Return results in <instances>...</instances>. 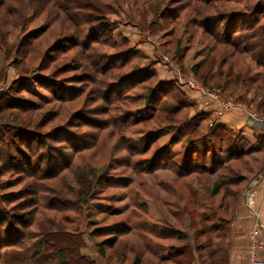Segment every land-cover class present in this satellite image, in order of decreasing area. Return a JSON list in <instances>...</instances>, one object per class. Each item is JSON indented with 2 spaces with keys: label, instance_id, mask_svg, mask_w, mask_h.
I'll use <instances>...</instances> for the list:
<instances>
[{
  "label": "rangeland",
  "instance_id": "374dc122",
  "mask_svg": "<svg viewBox=\"0 0 264 264\" xmlns=\"http://www.w3.org/2000/svg\"><path fill=\"white\" fill-rule=\"evenodd\" d=\"M2 1L0 0V13L19 10L17 16L12 14L8 17L15 19L17 23L22 21L24 25L12 28L9 32L0 27V31L3 32V38L0 36V128L12 124L11 133L14 131L21 134L20 127L18 132L17 126L13 125H23L28 128L26 132L31 131L28 132V134L32 133L31 138L23 139L21 150H25L26 155H29V151L33 153L32 160L29 162L28 159L26 160L28 156H23L19 158L21 162L28 161L33 167L39 163L38 157L41 156L40 159H43L41 165L45 164L47 167L50 157L57 160L51 164L52 167L48 168V173L44 174L43 178L37 179L31 177L35 172H31L33 170L31 167L29 173L24 174L23 171L16 170L12 160L5 161L16 171L10 167L12 172H2L0 175V214L7 210L16 215L24 209H26L24 211L32 209L35 203L31 194L22 198H19L21 195H17L22 189L31 188L27 183H32L36 189L43 190L42 194H39L42 197L40 210L35 211L38 225L32 228L29 226L28 230L32 233L36 228L39 229L38 226L43 225L50 230L53 229L52 235L56 234L57 239L62 236L63 240L71 245L77 240L75 236L79 233L78 238L83 245L81 253L95 264H132L136 257L139 258V264H179L178 261L159 263L147 251L146 245L154 248L161 246L165 249L167 245L177 246L182 242L152 239L148 236L147 241H142V238L141 240L136 235L130 234L118 237L112 246L104 245L103 257L99 256L93 240L95 243L102 242L112 237V234H101L99 231L91 238L90 232L94 233L100 228L126 221L132 212L135 213L132 222H144L149 228L154 227L159 234L166 233L177 237L176 233H182L181 236H186L187 243L197 246L206 245L208 242L206 252L215 250L219 245L216 236L195 234V229L198 231L201 229L200 223L196 220L200 210L193 204L192 195L195 196L197 192L206 194L200 199L201 202L204 200L205 205L213 210L218 209L219 214L222 215L232 210V219L238 206L244 203L242 199L246 192L243 189L244 185L255 181L256 174L264 165V157L254 154L230 163L228 167L216 171L215 174L201 173L185 177L181 164L182 154L195 157L196 167L202 169L205 163L216 159L214 156L217 153L224 151L225 144L212 143L215 147L213 150L215 155L213 153L206 155V147H203L198 139L188 150H184L187 146L185 138L184 140L182 138L185 129L180 132L165 126L179 124L186 118L204 115L206 118L201 121L200 127L205 131L212 125L216 115L223 116L227 113H219L214 104H203L200 96L185 85H180L178 79L190 80L202 86L205 82L208 86L205 88L217 91L226 101L235 104L233 110L245 109L248 115H256L263 120L264 114L256 110L262 92H257V84L254 81L247 86L232 85L227 91L229 97L217 88H210L220 85L219 73L225 78L228 72L233 75L242 72L251 76L261 68L255 66L248 55L215 41L212 35L205 33L198 25H189L184 16L186 10L184 6L190 0H89L97 6L98 11L93 13L99 15L101 20L82 26L78 34L69 23L67 16L57 6L60 3L64 8L66 0H56L57 5L54 3L55 0L11 2L5 0L6 3L1 6ZM254 1L264 2V0ZM192 4L194 3L190 2V5ZM243 7L244 2L239 0L238 3L224 5L218 11L238 10ZM180 9L178 14L181 17L178 16V21L161 16L165 10L168 11L166 13H170ZM71 14L83 17L82 12L79 11H71ZM204 22L207 27L221 33L219 31L221 24L218 26L216 20H204ZM98 23L104 25V31L99 32ZM83 27L85 32L82 35ZM90 33L91 40L86 38ZM29 37L31 44H25L20 48L23 42L29 41ZM234 38L238 39L236 36ZM85 39L92 43L91 50L87 54L78 43V41L84 43ZM6 51L9 53L7 54ZM206 54L209 56L208 62L200 70V76H194L192 66ZM94 62L103 65L121 64L112 68L105 76H100L91 68ZM155 68L172 73V79L166 81H173L176 84L177 91L183 93L185 99L189 101V106L181 109L175 120L173 118L169 120L164 112L158 109L151 120L139 123L134 117L143 116L141 111L145 104V101L140 99L142 97L140 94L143 95L147 86L154 85L158 81ZM210 68L213 72L217 70L218 73H214L211 79L205 80L203 74L210 71ZM245 68L249 70L246 71ZM133 71L136 73L132 77L127 78L122 84L118 83L121 75ZM151 73L152 78L140 83V79L146 78ZM90 75L100 79V83L115 84L110 88V97L105 98L107 101L101 100L102 96L99 97L98 93L95 96L91 91L92 87H98L97 90L103 88H99L98 84L91 85L88 81ZM223 80L221 78V81ZM15 86L18 87L16 90H19L13 92L12 88ZM175 94L177 100H180L179 93L175 92ZM193 94L195 98L192 99ZM12 95L25 107L35 106L32 107L34 111L5 109L4 106ZM169 95L170 98L172 94ZM239 96L246 97V106L239 103ZM136 99L138 101H135ZM160 101L158 105L165 102L170 104L166 99L163 100L164 102ZM99 108L101 110L110 108L111 117L124 116L118 124L120 128L116 127L114 118H111V123L115 125L111 132L110 129L97 131L95 127L88 126L93 123L99 125L96 121L99 117ZM203 110H208L209 113ZM49 114L51 119L48 123L41 124L42 118ZM127 115L134 116L132 118ZM57 128H61V131L56 132ZM2 131L0 129V133ZM99 131H103V136L98 135ZM202 131L200 134L205 133ZM49 133L55 137L59 135L58 141L49 138L47 140L45 134ZM38 134L39 138L36 139L35 135ZM142 134L145 137L141 136ZM173 135L179 141L171 156L169 152L160 154L161 147L166 145ZM5 141L0 142V161L4 160L2 157L7 154L16 152L15 145L10 146ZM255 145L253 140H247L242 136L237 142L238 149L242 151L249 150ZM9 146L12 150L8 152ZM76 148L78 149L73 151ZM64 159L65 162L69 161L66 168L63 167ZM147 159H152V165L156 168L150 171L141 170L139 163ZM28 165L21 169L28 170ZM161 165L165 166L160 167ZM233 177L239 181L236 185L229 180ZM89 181H93L91 186L94 188L92 190L94 195L86 207L79 208L73 206L71 202L69 204L66 199L60 200L59 194L69 197V192H73L72 188L77 189L79 182L85 185ZM95 181L104 182L96 184ZM219 182L222 183L219 184L220 192L212 196L211 189ZM234 191L237 193L235 201L231 195ZM17 198L18 200H15ZM24 202L27 203L26 208L22 206ZM21 207L24 209H19ZM143 212H147L149 219ZM253 216L256 217V214L254 213ZM253 233H256V230ZM256 245L261 248L257 242ZM70 252L73 251H68V254ZM201 252L202 259L195 252L198 264L208 262L206 252ZM226 252L228 251L225 250V256H227ZM216 257L220 259L217 261L222 263L227 259L222 253H217Z\"/></svg>",
  "mask_w": 264,
  "mask_h": 264
},
{
  "label": "trees",
  "instance_id": "16d2710c",
  "mask_svg": "<svg viewBox=\"0 0 264 264\" xmlns=\"http://www.w3.org/2000/svg\"><path fill=\"white\" fill-rule=\"evenodd\" d=\"M9 1L11 2L14 0H9ZM190 2L194 4L190 5ZM238 2L239 0H190L189 3H186V5L184 6L185 7L184 9L187 10V11L185 10L184 16L185 19H187L189 25L191 24L196 26L198 25L199 27H201V29H203L205 33H207L208 35H212L215 41L234 47L239 53L244 54L246 56L248 55L251 61L254 63V65L257 66L258 68H261V70L257 71L255 75H251V76L242 72H237L234 75L231 74V72H228L225 78V76H222L221 73H219L218 77L220 81L218 84L220 85H217L215 87L210 86V88H217L221 90V93L223 94L226 93L227 95V91L231 89L232 85L240 84L241 86L242 85L247 86L249 85V83H251V81H254L257 84L256 87L257 92L260 91L262 92L261 98H259L260 100L257 101L258 103L256 110L260 114H264V2L255 3L254 0H241V2H244V7L242 9L225 11V12L218 11L228 3H238ZM5 3L6 1L3 0L1 6L4 5ZM54 3L57 5L56 0ZM57 6L63 11V14L67 16L69 23L73 25L75 32L77 34L80 32V28L82 26L87 25L90 22H96L97 20H101V17L99 15L96 16L93 13L98 11L97 6L92 4V2L89 0H66L64 8H62V4L60 3ZM18 11L19 10L17 11L12 10L9 12L5 11L3 14L0 13V27L5 28L6 30H8V32L11 31L12 28L22 27L24 25L22 21L17 23L15 19H10L8 17V16H12V14L13 15L18 14L19 13ZM71 11L82 12L83 17L81 18L78 17V15L76 14H71ZM180 11L181 9L175 12L166 13L168 11L165 10L163 11V14L161 16L163 18H168V19L172 18L178 21V16H180L178 12ZM68 14L70 17H68ZM90 14L93 15L91 16ZM205 16L209 17L210 19H207ZM197 18L200 19L197 20ZM204 20H216L218 26L221 24L220 27L221 30H219L221 31V33H218L211 27H207L206 22H204ZM101 24L102 23L100 24L98 23V29L100 30L99 32L105 30L104 25ZM84 32H85V27H83L82 29V35L84 34ZM7 34L9 35V33ZM0 36H2L3 38V32L1 31H0ZM91 36L92 35L90 33L86 38H89V40H91ZM234 36H236V38L238 39L236 40ZM30 37H29V41L23 42L20 48H23L25 44H31ZM84 41H85L84 43L82 41H78V43L79 45L80 44L82 45L85 54H87V52L91 50L92 43H90L91 41H86V39ZM203 50L206 51L205 49ZM6 53L8 54L9 52L6 51ZM203 53L204 52H202V54ZM207 54L205 55V57H203L200 61H198L192 66L194 76L197 77L198 75L200 76V70L203 69L204 65H206V63L209 60L208 58L209 56ZM119 64L108 63L103 65L94 62L91 64V68L92 70H94V72L97 75L105 76L108 71H110L112 68L117 67ZM245 69L246 71L249 70V68H245ZM135 73L136 71H133L131 73L121 75L119 77L120 81H118V83L122 84L125 80H127V78L132 77ZM214 73H218V71L215 70L213 72L212 68H210V71L208 70L203 74V78L205 80L207 79L209 80V78L211 79ZM150 75H147L146 78L143 77L142 79H140L139 80L141 81L140 83H143V81L152 78L153 74L151 76ZM221 78H223L224 80L221 81ZM88 81L90 82L91 85L98 84L99 88H103V89H99L100 90L99 91L96 89L98 87L95 88L92 87L91 91L95 94V96H97V93L99 94V97L102 96L100 97L101 100L107 101V99L105 98L110 97L109 95V93L111 94L110 88L114 87L115 84L113 85V83H110V81L109 83L111 85L100 83L99 82L100 79L94 78V76L91 75L89 76ZM202 84L204 85V87H208L205 85L206 84L205 82H203ZM16 88L18 87L15 86L14 88H12V91L16 92L19 90V89L16 90ZM145 89L146 91L143 93V95L140 94V96L142 97L138 96L140 97V99H143L145 101L144 107L142 108L141 111L143 116L134 117L136 120H138L137 122L139 123H143V122H147L148 120H151L153 118L154 113L158 109L160 111H163L169 120H171L172 118L175 120L176 119L175 117L182 111L181 109L185 108L186 106H189V101L185 99L183 93L177 91L176 84L173 81L158 80L154 85H149ZM174 91L179 93L180 100H177L178 97ZM169 94H172L170 98H169L170 96ZM99 97H94V98L99 99ZM245 98L246 97L240 98L239 96V99L238 98L237 99L238 101H240L239 103L246 106ZM164 99H166V101H169L170 104L165 102V104L161 103V105H158V103L161 102L160 100L163 101ZM135 101H138V99H136ZM108 102H110V99H108ZM249 102L251 101L249 100ZM162 105H163L162 107L163 110L161 109ZM32 107L35 106L25 107L21 105V103L18 102V99L13 97V95L10 97V101H8L4 106L5 109H13L22 112L31 111ZM110 111H111L110 108L104 110H101V108H99L98 110L99 117L98 119H96L97 124L99 125H94L93 123L88 126H91L93 128L95 127L97 131L104 130V128L110 129L109 131L111 132L115 127V125L111 123L112 120L111 118L115 119L117 123L116 127H118L119 122L124 119V116L116 117V118L111 117ZM49 116L50 114L45 118H42V120L40 121L41 124L48 123V121L51 119V117ZM127 116L133 118L134 115H127ZM205 118L206 117L204 115H201L196 118L193 117L186 118L184 119V121L180 122L179 124L165 126V128H174V130L180 132L183 129L185 130L187 129L186 131L183 130V135H182L183 140L185 138L187 143V146L184 147V150L185 149L188 150V148H190V146L193 145V142L198 139V142L203 147H206L205 148L206 155L210 153H213V155H215V151H213L215 147L214 145H212V143L215 145L225 144L224 151L219 152L214 156L216 158L215 160L218 161L213 160L210 163H205L202 169L196 167L195 157L193 156L188 157L186 153L182 154L181 164H182L183 172L185 173L184 175L185 177L191 174H201V173L215 174L216 171L228 167L230 163H235L237 161L243 160L244 158L251 157V155L254 154L255 155L260 154L263 155L264 157V133H262L259 136H255L252 139L256 144L254 147H252L249 150L242 151L239 150L237 147V142L238 140H240V136H241V134H239L238 131L236 132L233 129L221 125H217V126L211 125L208 126L205 131H202L200 125H201V121H203ZM11 126L12 124H9L8 126L0 128L3 130L2 133H0L1 135L0 142L6 140L5 142L6 143L8 142L10 146L15 145L16 152L9 153L6 156L2 157V159L4 160L0 161V175L2 174V172L11 171L10 167L12 166H10L9 163L6 164L5 161L10 162L12 160L13 166L16 168L17 171L20 170L23 171L24 174H27L30 171L29 169L32 168L33 170H31V172L33 171L35 172L33 175H31V177H33L34 179L43 178L44 174L48 173L47 172L48 168L52 167L51 164L55 163L57 159L50 157L49 158L50 163L46 167L45 164L43 166L41 165L43 159H40L41 158L40 156L38 157L39 163L31 167L30 166L31 164L29 162L32 160L31 157L33 156L32 155L33 153H30L29 151L28 152L29 155H26V152H24L25 150L23 151L21 149H22V144H24L23 139L25 137L31 138L32 133L28 134V132L31 131L29 130L28 132H26L28 128L23 125H19V126L13 125V126H17V130L20 127L19 130L22 132L21 134H24V136H21L19 130H18L19 132L18 134L14 133V131H12L11 133L10 130H13V127ZM38 129L40 128L38 127ZM57 131L60 132L61 128H57L56 132ZM200 131L205 133L200 134L201 133ZM102 132L103 131H101L100 134L98 135L103 136ZM39 134L35 135L36 139L39 138ZM49 135L50 133L45 134L47 140L49 138L52 141H58L57 139L59 138V135L57 137H55L54 135H50V137H48ZM141 136L145 137L144 134H142ZM42 137H44V135H42ZM183 140H181V143L183 142ZM27 141L31 142V140H27ZM178 141L179 140L176 139L173 135L168 140L166 145L161 147V150L159 151L160 154L162 153L168 154L169 152L170 154L169 156H171L173 149L175 148V145L178 143ZM10 146L8 152L12 150ZM43 146L45 148H48L46 147V144H43ZM43 146L40 147L43 148ZM77 149L78 148L73 149V151H76ZM23 156L25 157L28 156L26 160L28 159L29 162L28 161L21 162L19 158H23ZM152 161H153L152 159H147L143 163H139V165H141L140 169L143 171L153 170L156 167L152 165ZM68 163L69 161L67 160L65 162L64 159L63 167L66 168ZM25 165L29 166L28 170L21 169L24 168L23 166ZM163 166L165 165H161L160 167ZM236 179H237L236 177H233L229 180L236 185L239 182ZM95 182L96 184H103L104 181H95ZM92 183L93 181H89L85 185H83L81 182H79V187L77 189L71 187L73 191L71 193L73 194L69 192V197L59 194L60 200L66 199L67 201H69V204L71 202L73 206H79V208L82 206L86 207L89 201L91 200V197L94 195L92 194V190H94V188H92L91 186ZM219 184L222 183L219 182L213 185V188L211 189L212 196H215L216 194H218V192H220L219 190L221 187ZM27 185L31 186V188H28V190L30 191H28L27 189H22L17 195H21V197L19 198H22L27 194H31V198H33L35 203L33 205L34 206L33 208H35V210H33L32 208L27 211H24L26 210L24 208H26L27 206L26 205L27 203L24 202V204L22 205L24 208L23 207L19 208L21 210L24 209L22 212L14 215L6 210L0 214V264H95L94 261L89 260L84 254L81 253L82 252L81 250L83 249L82 247L83 245L81 243V240L78 238L79 233L77 234L74 233L76 234V236L75 235L74 236L77 238V240H75L74 244L71 245L68 242L64 241L62 236L60 239H57L56 234L52 235V232H54L53 229L50 230L48 229V227H44L43 225L38 226L39 229L37 230L36 228L35 232L31 233V231L28 230L29 226H31L32 228V226L38 225V222H36L37 217L35 211L36 209L38 210V212L40 210L42 197L39 194H42L41 192L43 189H39V188L36 189L35 185L32 183H27ZM204 195L206 194L204 193L201 194L197 192L195 196L192 195L193 197L192 202L194 205H197V208L200 210L197 213L196 220L198 221V223H200L201 229H199V231L198 229H195V234L198 233V235L201 236H206V235L216 236V239L219 240L217 243L219 245H217L216 249L213 251L209 250L208 253L206 252L207 251L206 247H208V242L206 243V245L196 246L195 244L192 245L190 242L187 243L185 241L186 236H181L182 233H176L177 237H174L173 235L171 236L170 234L167 235L166 233L159 234L155 231L156 229L154 227L149 228L148 225L144 222L143 223H139L137 221L132 222V218L135 217L134 215L135 213L133 212L129 215L126 221H120L117 224L108 225L106 227L100 228V230L95 231L94 233L90 232V237L92 238L96 236L99 233V231L101 234H105V233L112 234V237H109L107 240L102 242L100 241L95 243L93 240L97 252L101 257H103L102 248L104 247V245L112 246L115 244L116 239L118 237L122 235L130 234V235H136L140 239L142 238L143 239V240L141 239L142 241H147L146 238L148 236V237H152V239L176 240L182 242L180 243L181 245H177V246L167 245L165 249L163 247L161 248V246H156L154 248L151 247V245H146L147 251L159 263L178 261L179 264H198L197 263L198 260L196 259L195 252H197L199 258L202 259L203 253L201 251H205L207 254L208 262L206 263L204 262V264H227V259L223 260L225 261L224 263H222V261H217L220 259H218L216 255L217 253H222L224 257H227L224 255L225 250L227 251V242L225 240L227 238V233H228L227 226L231 219L232 210H228L226 215H222L221 213L219 214L220 211L218 209L217 210L210 209L209 206L205 205L204 200L202 202L200 201V199ZM231 195L235 201L237 193H235L234 191V193H231ZM15 200H18V198ZM144 214L145 217L149 219L147 212H145ZM32 218L34 219L32 220ZM210 245L211 243L209 242V246ZM220 246H223V248H221ZM68 251H73V252H70V254H68ZM132 264H139V258L136 257L135 261Z\"/></svg>",
  "mask_w": 264,
  "mask_h": 264
},
{
  "label": "crops",
  "instance_id": "0c3cea01",
  "mask_svg": "<svg viewBox=\"0 0 264 264\" xmlns=\"http://www.w3.org/2000/svg\"><path fill=\"white\" fill-rule=\"evenodd\" d=\"M155 69L158 80L172 79L171 72ZM191 97L195 98V94ZM203 112L209 113L208 110ZM248 114L245 109L229 111L223 116L216 115L212 125L240 131L243 138L252 140L255 136L264 133V118L260 123H256V120L253 121ZM243 189L246 191L242 198L244 203L238 206L227 226V264H264V165L256 174L255 181L244 185ZM254 213L256 217L253 216ZM255 230L261 248L257 256L252 257L251 236Z\"/></svg>",
  "mask_w": 264,
  "mask_h": 264
},
{
  "label": "built area",
  "instance_id": "2783aa9c",
  "mask_svg": "<svg viewBox=\"0 0 264 264\" xmlns=\"http://www.w3.org/2000/svg\"><path fill=\"white\" fill-rule=\"evenodd\" d=\"M178 82L180 85H185L188 89L198 94L201 100H203V104L205 105H207L208 103L214 104V107L217 108L219 113L231 111L236 107L235 104L226 101L217 91L205 88L204 86L190 80L178 79ZM250 118L253 121L256 120V123H260L262 121L260 117H257L256 115H250ZM255 239H256V233H253L252 234L253 242L251 243L252 257H256L258 250L260 249L259 246L256 245L257 240Z\"/></svg>",
  "mask_w": 264,
  "mask_h": 264
}]
</instances>
